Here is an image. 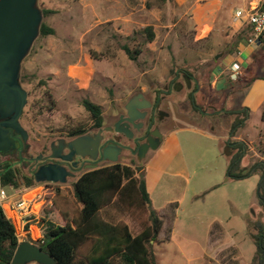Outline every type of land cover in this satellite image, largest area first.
Wrapping results in <instances>:
<instances>
[{
    "label": "rangeland",
    "instance_id": "rangeland-1",
    "mask_svg": "<svg viewBox=\"0 0 264 264\" xmlns=\"http://www.w3.org/2000/svg\"><path fill=\"white\" fill-rule=\"evenodd\" d=\"M39 5L50 10L42 22L55 32L39 34L22 63L20 79L28 99L21 122L29 134L30 154L48 152L51 141L71 139L79 128H93L83 100L99 105L103 123L108 124L125 111L132 95H150L177 68L187 69L199 81L208 111H213L209 104L237 111L248 107L249 115L235 128L234 123L227 127L214 123L212 128L207 118L192 117L176 103L164 102V108L182 118L181 122L169 118L163 126L177 130L188 184L183 202L159 214L164 231L150 248L157 264H257L255 228L264 223L258 192L264 171V42L248 41L252 50L244 66L234 70L226 60L238 54L237 43L244 44L247 37L245 30L231 24L235 11L246 5L244 0H39ZM148 26L153 39L145 32ZM125 45L141 48L136 59L130 58ZM239 153V170L248 174L234 178L228 176L230 159ZM144 160L122 154L117 162L141 165L143 172ZM76 179L4 186L10 197L1 205L20 238L36 243L33 237L46 215L60 225L67 220L64 215L77 216ZM172 182L168 180V190ZM15 190L33 200L32 233L10 206ZM125 209L122 215L116 213L117 218L140 231L148 213L138 205Z\"/></svg>",
    "mask_w": 264,
    "mask_h": 264
},
{
    "label": "trees",
    "instance_id": "trees-1",
    "mask_svg": "<svg viewBox=\"0 0 264 264\" xmlns=\"http://www.w3.org/2000/svg\"><path fill=\"white\" fill-rule=\"evenodd\" d=\"M43 15L50 12L42 9ZM54 28L42 22L40 35L53 34ZM149 39L154 38L151 26L145 28ZM264 42V38L260 43ZM124 49L130 58L136 59L141 48ZM83 105L88 110L94 123H103L102 109L99 105L85 99ZM244 116L237 117L234 126L243 122L249 115V108L237 111ZM84 132L79 128L72 135ZM239 144L240 148L243 146ZM24 145L18 149L0 152V187H31L35 181V170L30 153ZM240 154L230 159L229 176L243 178L248 173L239 170ZM144 168V166H143ZM255 172V171H252ZM75 198L80 205L77 216L63 225L53 217L43 218L44 239L39 246L50 254L57 264H157L150 248V242L156 240L163 227V219L152 206L141 165L132 166L120 162L88 169L74 181ZM264 171L258 187L264 205ZM138 205L148 213L146 224L134 233L130 225L118 219L125 208ZM49 214V213H48ZM255 234L257 264H264V223L258 222ZM16 227L7 217L0 203V264H12V259L19 243ZM91 243L89 254L80 253L81 248Z\"/></svg>",
    "mask_w": 264,
    "mask_h": 264
},
{
    "label": "water",
    "instance_id": "water-1",
    "mask_svg": "<svg viewBox=\"0 0 264 264\" xmlns=\"http://www.w3.org/2000/svg\"><path fill=\"white\" fill-rule=\"evenodd\" d=\"M42 21L43 11L39 0H0V152L20 148L21 143L11 136V130L18 133L24 142L28 140V131L21 122L28 92L20 76L22 63L40 34ZM186 80L190 84L188 76ZM141 107L142 104L135 98L130 100L126 105L127 120L133 122L137 119ZM116 129L120 131L119 128ZM153 136L138 148L139 160L146 156L149 149L155 150L160 146L162 134L157 131ZM101 141V131L95 136L87 133L70 140L60 138L57 146H51L50 156L67 160L80 156L90 161H95L100 156V159L118 161L121 147L115 143L101 145ZM28 148L29 144H25L24 150ZM64 150H68L65 155L62 154ZM30 159L38 161L43 159V156L38 154ZM97 167L96 163L86 166L89 169ZM34 176L36 182L66 183L76 174L59 164H49L41 165ZM32 261L39 264H57L39 244L28 240L21 241L15 250L12 264H27Z\"/></svg>",
    "mask_w": 264,
    "mask_h": 264
},
{
    "label": "flooded vegetation",
    "instance_id": "flooded-vegetation-1",
    "mask_svg": "<svg viewBox=\"0 0 264 264\" xmlns=\"http://www.w3.org/2000/svg\"><path fill=\"white\" fill-rule=\"evenodd\" d=\"M186 76L189 77L190 84L187 82ZM140 94H142V96H140ZM203 97L204 95L201 85L194 75L187 69L177 68L165 84L161 87L153 89L150 95H144L142 92H137L127 101L128 103L130 100L135 98L137 102L142 104V107L139 109L138 117L133 122L127 120L126 103L125 111L120 113L113 121L108 124L102 123L99 126H97L93 121L92 129L84 131L78 135H74L73 138L87 133H91L95 136L101 131V145L115 143L121 147L118 159L122 154L130 156V158L135 156L138 159V148L142 144L146 143L149 138H153L155 132L159 131L162 134V137H164L166 131L175 129L174 127H171L166 130L163 123L167 122L169 118L177 122H181L182 120V118L178 116V114L176 115L173 110L170 111L169 109L164 108V102L166 100H169V103H176L177 107L183 109V111H186V113L190 114L192 117L207 118L208 121L211 122L212 128H214V123L223 127L233 125L235 119L238 117L237 110L231 108L229 109L227 107L216 109L214 105L212 106L209 104L208 107H212L213 111H208L204 105ZM232 115L234 116L233 119ZM235 127L236 126H233V128ZM116 128H119L120 131H117ZM11 136L20 141L21 145L25 146V144H29L28 142H24L21 136L14 130H11ZM59 139L60 138H57L51 141L48 152L46 150L40 151L39 154H42L43 159L38 161L30 159L35 171L41 165L59 164L66 167L69 171L74 172L76 174L74 178H78L84 173V170H88L86 166L89 164L96 163L99 167L101 164L111 162L109 160L100 159V156H98L95 161H90L89 159L82 158L80 156H77L72 160L52 158L50 156L52 153L51 146H57ZM67 140L70 139L67 138ZM228 143L231 142L228 141ZM29 148L26 153H30ZM152 151L153 150L151 149L147 151L146 156L143 158L145 159L144 161H146L148 155ZM67 153L68 150H64L62 152L63 155ZM31 156L32 155L30 154L29 157Z\"/></svg>",
    "mask_w": 264,
    "mask_h": 264
},
{
    "label": "crops",
    "instance_id": "crops-1",
    "mask_svg": "<svg viewBox=\"0 0 264 264\" xmlns=\"http://www.w3.org/2000/svg\"><path fill=\"white\" fill-rule=\"evenodd\" d=\"M258 1L259 0H244V2L246 3L244 9L248 8L250 5H255ZM199 12L201 14L202 10L200 9ZM231 22L232 26L235 29L245 30L247 32V37L244 38V44L243 41H239L237 43L239 49L238 54H232L231 58H227L226 60H228L227 62L229 63L230 67H233L234 64H237L238 66H244V64H246L248 54L252 50L251 44L248 43V39L251 35V27L247 23L245 17L237 19L235 15H233L231 18ZM207 27V24L202 26V30L204 33L207 30ZM218 74L221 75L222 71ZM176 136V129L166 131L160 146L148 155V158L144 163L143 174L145 177L147 190L152 200V206L158 211L159 214L165 213V211L168 210V206H172L174 204L180 205L186 196V188L188 184V170L186 165L187 162ZM167 179L174 181V183L172 182L173 186L170 190H168ZM176 188L181 192V194H177L178 191H175L174 194L171 193L173 192V190H176ZM73 217H67V219L71 220L73 219ZM164 227L165 222L163 224L161 234H163ZM138 232L139 231H136L134 233ZM172 232L173 231L170 229V233ZM19 240L24 241L25 239H23L22 237L20 238L19 236ZM163 241L164 240L158 242L157 244H161ZM91 247V243H87L86 245H84L82 247V250H84L83 254H89L91 252Z\"/></svg>",
    "mask_w": 264,
    "mask_h": 264
},
{
    "label": "built area",
    "instance_id": "built-area-1",
    "mask_svg": "<svg viewBox=\"0 0 264 264\" xmlns=\"http://www.w3.org/2000/svg\"><path fill=\"white\" fill-rule=\"evenodd\" d=\"M235 17L237 19L245 17L247 23L251 27V35L248 41L250 43H260L261 39L264 38V0H259L255 5H250L246 9L242 8L236 10ZM238 67L239 66L237 64H234L232 68L235 70ZM21 194V190H15V193L12 195L14 198L11 200L10 206L20 215L22 227L26 228L28 233H32L30 223L34 219V214L31 209L33 200L27 199ZM9 197L10 196L7 195L4 187H0V203L7 201ZM37 235L38 236L36 238L32 236L33 239L36 242H42L44 239L43 223L41 224V228L38 229ZM23 239L27 240V238ZM28 241L33 242L32 240Z\"/></svg>",
    "mask_w": 264,
    "mask_h": 264
}]
</instances>
